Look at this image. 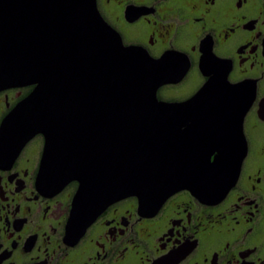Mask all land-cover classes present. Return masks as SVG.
<instances>
[{
    "label": "water",
    "instance_id": "water-1",
    "mask_svg": "<svg viewBox=\"0 0 264 264\" xmlns=\"http://www.w3.org/2000/svg\"><path fill=\"white\" fill-rule=\"evenodd\" d=\"M181 57L126 46L97 0H0V89L34 86L1 126L0 155L45 137L40 191L79 183L71 239L123 198L151 212L183 190L216 203L236 183L251 97L212 79L186 102L161 101L188 69Z\"/></svg>",
    "mask_w": 264,
    "mask_h": 264
},
{
    "label": "flooded vegetation",
    "instance_id": "flooded-vegetation-1",
    "mask_svg": "<svg viewBox=\"0 0 264 264\" xmlns=\"http://www.w3.org/2000/svg\"><path fill=\"white\" fill-rule=\"evenodd\" d=\"M101 16L126 46L154 59L168 53L188 64L162 85L168 103L194 97L212 79L243 85L247 155L239 178L216 203L183 190L157 211L126 197L71 239L68 224L79 183L40 191L45 137L12 159L0 155V264H264V0H97ZM34 89H0V129Z\"/></svg>",
    "mask_w": 264,
    "mask_h": 264
}]
</instances>
